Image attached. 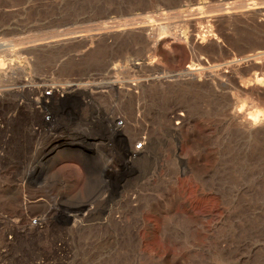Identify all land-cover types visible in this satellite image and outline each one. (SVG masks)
<instances>
[{"label":"rangeland","instance_id":"rangeland-1","mask_svg":"<svg viewBox=\"0 0 264 264\" xmlns=\"http://www.w3.org/2000/svg\"><path fill=\"white\" fill-rule=\"evenodd\" d=\"M0 53L17 67L0 82V264H264V0H0ZM74 79L122 83L96 109L117 101L148 135L121 192L78 154L31 173L50 165V110L30 90Z\"/></svg>","mask_w":264,"mask_h":264},{"label":"built area","instance_id":"built-area-1","mask_svg":"<svg viewBox=\"0 0 264 264\" xmlns=\"http://www.w3.org/2000/svg\"><path fill=\"white\" fill-rule=\"evenodd\" d=\"M94 83L90 79H74L50 81L44 87L43 96L50 99V166L67 153L78 154L83 161L103 169L101 179L113 190L110 193L121 192L139 174L135 164L146 153L148 135L143 134L135 142L128 131V118L120 112L117 101L110 102L108 111L96 109L95 96L108 94L112 88L127 90L122 83L101 88ZM71 118L76 125L69 123L68 127ZM5 152L6 146L0 151V158Z\"/></svg>","mask_w":264,"mask_h":264},{"label":"bare ground","instance_id":"bare-ground-1","mask_svg":"<svg viewBox=\"0 0 264 264\" xmlns=\"http://www.w3.org/2000/svg\"><path fill=\"white\" fill-rule=\"evenodd\" d=\"M159 36V35H158ZM57 42V41H56ZM2 50V49H1ZM3 53H4V56L6 58L8 57H11L13 54H14V51L11 50V49H5V50H2ZM1 54V53H0ZM2 56V55H1ZM15 68V67H14ZM13 67H10L9 69H7L6 67H1L0 66V82L1 81H7L8 79H10V74L15 71V69H17V67L14 69ZM19 69V68H18ZM20 71V70H19ZM190 73V72H189ZM14 74V72H13ZM11 74V75H13ZM215 76V75H214ZM227 76V75H226ZM217 80V79H216ZM222 80V79H221ZM43 88L41 89H36V90H30V93L31 95H37L38 97L36 98L35 96V100H34V105L36 106V109L39 113L41 114H44V113H48V110H50V99H47V98H44L43 96ZM33 105V106H34ZM180 115H183L184 114H180ZM236 117V116H235ZM250 119V118H249ZM238 121V120H237ZM246 124V127L247 129L250 131L252 130L254 127L257 126V122H255L253 119L251 120H246L245 123ZM149 142V141H148ZM153 148L154 147V144H153ZM147 149H148V143H147ZM147 149H146V153L143 157H146L147 156ZM151 149V148H150ZM152 150V149H151ZM153 152V151H152ZM50 155V150L48 151L46 157H48ZM142 157V158H143ZM148 158V157H146ZM141 159V158H140ZM144 159V158H143ZM149 159V158H148ZM45 159H42L41 161L38 162V164L35 166L34 170L31 172L32 174L34 175H37L38 177H44V175L47 173V172H50V165H46V162H43ZM148 162V161H147ZM31 174V176H32ZM40 181V180H39ZM36 183V182H35Z\"/></svg>","mask_w":264,"mask_h":264}]
</instances>
